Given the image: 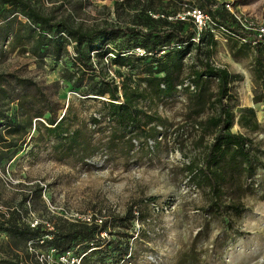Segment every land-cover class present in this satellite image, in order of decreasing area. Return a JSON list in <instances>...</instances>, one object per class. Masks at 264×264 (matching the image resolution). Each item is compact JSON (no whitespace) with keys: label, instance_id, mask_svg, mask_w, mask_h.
Returning a JSON list of instances; mask_svg holds the SVG:
<instances>
[{"label":"rangeland","instance_id":"374dc122","mask_svg":"<svg viewBox=\"0 0 264 264\" xmlns=\"http://www.w3.org/2000/svg\"><path fill=\"white\" fill-rule=\"evenodd\" d=\"M39 1L48 11L55 9L58 17H69L74 25L84 28L105 24L130 26L135 15L130 9L133 1ZM162 1L164 6L160 9L167 14L150 13V17L168 20L172 26L182 21L184 31L194 29L204 36L200 43L193 40L195 46L184 59V84L192 83L190 76L198 66L195 50L199 45L202 57L219 68H227L231 74L230 98L225 101L235 115L233 132L252 139L261 150L256 152L252 168L241 162L236 177L224 187L221 201L228 219L239 231L229 229L226 219L212 214L209 188L192 182L187 170L191 164L196 169L200 167L214 138L204 123L216 112L209 107V102L218 96L216 79L204 80L197 87L198 92L185 87L169 97L149 92L144 109L151 118H144L148 123L143 124L145 133L134 138L131 146L130 134L124 137L116 132L115 126L103 117L94 126L91 120L102 114L101 104L83 97L80 89L63 78L62 63L46 61L38 68L31 53L12 52L9 42L0 54V72L20 70L41 83H59L57 117L61 120L71 109L69 120L78 142L66 136L32 144L31 137H37L38 132L28 135L22 151L0 166V223L13 220L31 227L41 223L44 229L52 230L61 220L70 223L107 220L108 229L102 233L104 249H95L100 252L94 257L97 264H264V89L256 70L257 48L228 35L218 24L196 23L194 27L192 21L196 19L187 14V9L193 6L207 12L200 0ZM208 1L220 16L224 7L235 16L239 24L232 27L242 30V36L244 31L255 33L264 26V0ZM158 26L164 28L166 24ZM108 47L115 49L113 43ZM166 49L168 52L170 46ZM69 50L72 52L71 47ZM106 58L102 65L97 59L93 61L100 76L115 88L114 79L118 84L121 79L124 87V77L132 80L147 77L144 66L128 69L113 65V54ZM67 66L72 67V60H67ZM245 109L255 111L258 127L250 123ZM84 143L88 146L82 148ZM95 149L92 158H84ZM36 185L42 188V202L34 205L31 193ZM237 204L247 210L238 214L229 209ZM122 217L130 220L122 225L115 222ZM39 253L40 259H47L50 264L80 262L74 252L59 257L46 246L35 252L33 241L14 239L0 230V264L1 261L31 264Z\"/></svg>","mask_w":264,"mask_h":264},{"label":"trees","instance_id":"16d2710c","mask_svg":"<svg viewBox=\"0 0 264 264\" xmlns=\"http://www.w3.org/2000/svg\"><path fill=\"white\" fill-rule=\"evenodd\" d=\"M126 3H132L130 9L135 11L132 25L105 24L100 27L84 28L74 25L69 17H58L55 9L48 11L39 0H0V19L3 22L0 26V54L9 42L12 52L19 50L22 53H31L38 68L46 61L56 65L62 63L63 78L74 88L80 89L83 97L101 104L102 114L99 118L92 117L91 120L94 126L100 124L103 117L105 121L115 126L116 132H120L124 137L130 134L129 143L133 146V139L144 134V126H148L144 118H151L144 109L148 93L169 97L178 91L179 86L184 85L186 82L183 79L184 59L195 46L193 40L200 43L204 36L194 29L184 31L182 21L172 26L168 20L150 17V13L161 16L167 14L160 9L164 6L162 0H126ZM200 3L207 12L193 6L188 7L187 12L199 9L210 15L212 25L218 24L225 28L224 30L242 36V30L233 29L232 25L239 23L226 7L220 16L210 1L200 0ZM192 22L194 27L197 26L194 19ZM160 23L166 24V27H159ZM243 36L253 40L256 35L244 31ZM109 43H113L115 49H110ZM167 46H170L168 52L165 51ZM196 48L198 66L192 70L190 76L195 92H198L197 87H201V83L207 79H216L219 90L214 102H209V107L214 108L216 112L204 123L205 128L214 136L213 141L200 167L196 169L191 164L187 170L192 182L197 181L198 184L202 183L209 188L213 197L210 208L212 214L226 219L229 229L239 231L234 222L228 219L221 201L225 195L224 187L236 177L241 162L252 168L256 152L261 150L252 139L233 132L235 115L232 107L225 101L230 98L232 82L230 72L227 68H219L209 59L202 57L199 45H196ZM137 49L143 50L145 54L142 56L136 54ZM255 49L256 70L264 89V46L258 44ZM163 52L165 53L161 55ZM110 54L115 57L111 60L113 65L120 64L128 69L144 66L147 77L133 80L124 77V87L120 78L118 84L112 77L117 87L115 88L113 83L100 76L93 61L97 59L99 65H102ZM69 59L72 60L71 68L67 66ZM25 71H28V67ZM142 84H146L147 87H142ZM59 90V83L47 85L36 78L23 75L20 70L0 72V166L11 162L22 151L28 135L33 131H37L38 136L31 137L32 144L49 141L52 138L64 139L66 136L75 143L78 142L69 120L71 109L61 120L57 117L59 103L56 98ZM245 112L250 115V123L258 127L255 111L245 109ZM243 120L244 117L241 121ZM156 129L154 126V130ZM85 146L88 144L81 145L82 148ZM96 152L97 149L86 154L84 158H92ZM31 194L34 205L42 202L40 186H34ZM229 209L238 214L247 210L241 204L231 205ZM130 216H133L132 213ZM128 220L130 218L122 217L115 222L122 225ZM108 224L107 220L102 219H94L90 223H70L61 220L51 230L44 229L46 227L41 223L31 227L22 226L18 221L2 220L0 230L8 232L14 239L28 238L33 241L35 252L46 246L49 250H55L59 257H68L74 252L80 262L75 261L73 264H97L94 257L100 255V252L95 249H104L102 233L107 231ZM40 256L39 253L31 264H50L47 259L41 260ZM1 263L22 264L21 261ZM54 264L70 263L55 261Z\"/></svg>","mask_w":264,"mask_h":264},{"label":"built area","instance_id":"2783aa9c","mask_svg":"<svg viewBox=\"0 0 264 264\" xmlns=\"http://www.w3.org/2000/svg\"><path fill=\"white\" fill-rule=\"evenodd\" d=\"M187 14L193 16V17L196 19L195 22H196L198 25H200V26H202V25H210V24H212V20H211V18H210L206 13L202 12V11L199 10V9H193L192 11L187 12ZM185 15H186V14H185ZM179 17L185 19V16L182 17L181 15H179ZM200 29H201V28H200ZM201 30H202V29H201ZM224 31H225L228 35L238 38V39L241 40L243 43L251 44V45H253V46H256V45H258V44L264 46V26L259 27V28L257 29V31L255 32V35H256V36H255V39H253V40H249V38H245L244 36H236L235 34H232L231 32H229L228 30H224ZM135 53L138 54V55H140V56H142V55L145 54V52H144L143 50H141V49H137V50L135 51ZM130 54H131V53H130ZM182 87H185V88H187V89H189V90H191V91H193V92L196 91L195 86H194L192 83H190V82H187L186 84L181 85V86H179L178 88H182Z\"/></svg>","mask_w":264,"mask_h":264},{"label":"bare ground","instance_id":"6f19581e","mask_svg":"<svg viewBox=\"0 0 264 264\" xmlns=\"http://www.w3.org/2000/svg\"><path fill=\"white\" fill-rule=\"evenodd\" d=\"M114 76V75H113ZM115 78V77H114ZM250 104V102H248Z\"/></svg>","mask_w":264,"mask_h":264},{"label":"water","instance_id":"95a60500","mask_svg":"<svg viewBox=\"0 0 264 264\" xmlns=\"http://www.w3.org/2000/svg\"><path fill=\"white\" fill-rule=\"evenodd\" d=\"M124 100H125V98H124Z\"/></svg>","mask_w":264,"mask_h":264}]
</instances>
